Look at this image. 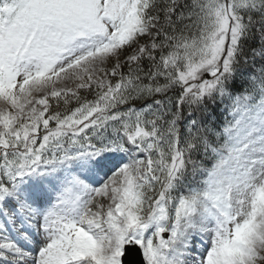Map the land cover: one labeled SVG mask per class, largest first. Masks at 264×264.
Here are the masks:
<instances>
[{"label":"snow or ice","instance_id":"snow-or-ice-1","mask_svg":"<svg viewBox=\"0 0 264 264\" xmlns=\"http://www.w3.org/2000/svg\"><path fill=\"white\" fill-rule=\"evenodd\" d=\"M0 264H264V0H0Z\"/></svg>","mask_w":264,"mask_h":264}]
</instances>
